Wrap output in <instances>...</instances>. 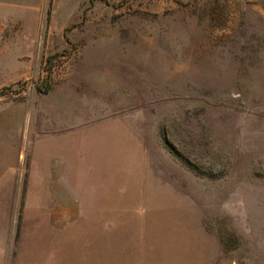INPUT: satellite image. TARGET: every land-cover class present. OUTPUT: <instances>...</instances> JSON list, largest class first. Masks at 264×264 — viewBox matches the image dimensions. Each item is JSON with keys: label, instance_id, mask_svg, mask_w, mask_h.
Wrapping results in <instances>:
<instances>
[{"label": "rangeland", "instance_id": "374dc122", "mask_svg": "<svg viewBox=\"0 0 264 264\" xmlns=\"http://www.w3.org/2000/svg\"><path fill=\"white\" fill-rule=\"evenodd\" d=\"M0 264H264V0H0Z\"/></svg>", "mask_w": 264, "mask_h": 264}, {"label": "trees", "instance_id": "16d2710c", "mask_svg": "<svg viewBox=\"0 0 264 264\" xmlns=\"http://www.w3.org/2000/svg\"><path fill=\"white\" fill-rule=\"evenodd\" d=\"M49 90V87H47V89L45 91H48Z\"/></svg>", "mask_w": 264, "mask_h": 264}]
</instances>
